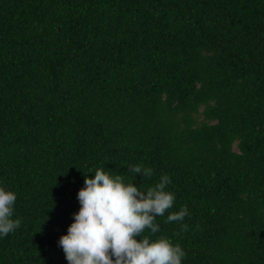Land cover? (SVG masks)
<instances>
[{"label":"trees","instance_id":"1","mask_svg":"<svg viewBox=\"0 0 264 264\" xmlns=\"http://www.w3.org/2000/svg\"><path fill=\"white\" fill-rule=\"evenodd\" d=\"M102 166L171 178L157 235L183 264H264V0H0V184L22 221L0 264H68Z\"/></svg>","mask_w":264,"mask_h":264},{"label":"clouds","instance_id":"2","mask_svg":"<svg viewBox=\"0 0 264 264\" xmlns=\"http://www.w3.org/2000/svg\"><path fill=\"white\" fill-rule=\"evenodd\" d=\"M130 171L141 174L143 180L153 176V170L141 164ZM88 173L93 175L85 174L84 186L77 193L80 207L58 240L68 264H183L186 251L182 246L157 235V217H163L176 200L168 188V175L150 186H136V175L129 181L104 166ZM16 200V192L0 184V239L22 223L14 218ZM188 215L184 205L169 212L166 222H183Z\"/></svg>","mask_w":264,"mask_h":264},{"label":"bare ground","instance_id":"3","mask_svg":"<svg viewBox=\"0 0 264 264\" xmlns=\"http://www.w3.org/2000/svg\"><path fill=\"white\" fill-rule=\"evenodd\" d=\"M208 92V91H207ZM213 94V93H212ZM223 105V104H222ZM225 110V109H224Z\"/></svg>","mask_w":264,"mask_h":264}]
</instances>
